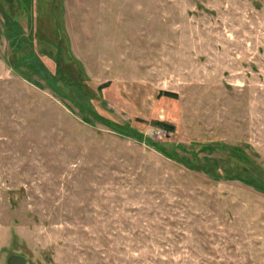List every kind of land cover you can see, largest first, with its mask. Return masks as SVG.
<instances>
[{
  "label": "rangeland",
  "instance_id": "obj_1",
  "mask_svg": "<svg viewBox=\"0 0 264 264\" xmlns=\"http://www.w3.org/2000/svg\"><path fill=\"white\" fill-rule=\"evenodd\" d=\"M12 256L264 264V0H0Z\"/></svg>",
  "mask_w": 264,
  "mask_h": 264
},
{
  "label": "water",
  "instance_id": "obj_2",
  "mask_svg": "<svg viewBox=\"0 0 264 264\" xmlns=\"http://www.w3.org/2000/svg\"><path fill=\"white\" fill-rule=\"evenodd\" d=\"M27 260L23 256H12L8 260V264H26Z\"/></svg>",
  "mask_w": 264,
  "mask_h": 264
},
{
  "label": "built area",
  "instance_id": "obj_3",
  "mask_svg": "<svg viewBox=\"0 0 264 264\" xmlns=\"http://www.w3.org/2000/svg\"><path fill=\"white\" fill-rule=\"evenodd\" d=\"M168 135H169L168 132L164 130H157L153 133V138L155 140H161L163 138H167Z\"/></svg>",
  "mask_w": 264,
  "mask_h": 264
},
{
  "label": "trees",
  "instance_id": "obj_4",
  "mask_svg": "<svg viewBox=\"0 0 264 264\" xmlns=\"http://www.w3.org/2000/svg\"><path fill=\"white\" fill-rule=\"evenodd\" d=\"M166 97H175L173 94H164Z\"/></svg>",
  "mask_w": 264,
  "mask_h": 264
}]
</instances>
